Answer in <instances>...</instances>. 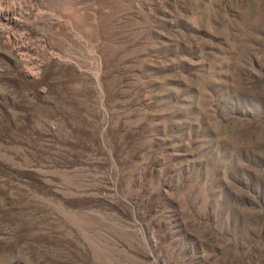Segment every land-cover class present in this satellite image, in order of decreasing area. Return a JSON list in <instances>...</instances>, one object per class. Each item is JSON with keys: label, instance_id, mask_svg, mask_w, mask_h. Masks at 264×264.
Returning <instances> with one entry per match:
<instances>
[{"label": "rangeland", "instance_id": "1", "mask_svg": "<svg viewBox=\"0 0 264 264\" xmlns=\"http://www.w3.org/2000/svg\"><path fill=\"white\" fill-rule=\"evenodd\" d=\"M0 264H264V0H0Z\"/></svg>", "mask_w": 264, "mask_h": 264}]
</instances>
